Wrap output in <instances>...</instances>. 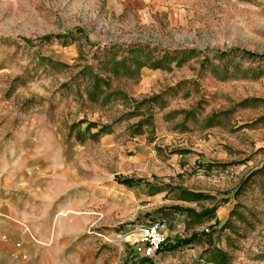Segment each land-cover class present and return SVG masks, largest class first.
I'll return each instance as SVG.
<instances>
[{"label":"rangeland","instance_id":"rangeland-1","mask_svg":"<svg viewBox=\"0 0 264 264\" xmlns=\"http://www.w3.org/2000/svg\"><path fill=\"white\" fill-rule=\"evenodd\" d=\"M6 146L111 264H264V0H0Z\"/></svg>","mask_w":264,"mask_h":264},{"label":"crops","instance_id":"crops-1","mask_svg":"<svg viewBox=\"0 0 264 264\" xmlns=\"http://www.w3.org/2000/svg\"><path fill=\"white\" fill-rule=\"evenodd\" d=\"M57 202L53 188L0 148V264H111L92 237H83L88 216L61 217Z\"/></svg>","mask_w":264,"mask_h":264},{"label":"built area","instance_id":"built-area-1","mask_svg":"<svg viewBox=\"0 0 264 264\" xmlns=\"http://www.w3.org/2000/svg\"><path fill=\"white\" fill-rule=\"evenodd\" d=\"M161 227L162 222L157 220L151 225L143 226L140 229V232L137 236V241L146 243L147 255L155 254L159 250L162 242L164 241V238L161 235Z\"/></svg>","mask_w":264,"mask_h":264},{"label":"trees","instance_id":"trees-1","mask_svg":"<svg viewBox=\"0 0 264 264\" xmlns=\"http://www.w3.org/2000/svg\"><path fill=\"white\" fill-rule=\"evenodd\" d=\"M249 54H250L251 56H256V54H253V53H249ZM156 66L159 67V62L156 63ZM104 129H105V127L101 128L96 134H99V133L105 131ZM123 183L126 184V185L131 186V185L134 184V180H132V179H125V180H123ZM183 195H184V196H182L181 199H189V198H187V196H185V195H188V196H195V197H197L199 194L184 191V192H183ZM172 209H174V210H176V211H184V212H188V213L191 214V215H197V216H200V215H198V214H195V212H194L192 209H190V208L181 207V206H172ZM195 237H196V236H193V237H191V238H183V239L178 240L176 243H172V244H169V243L166 244V243L164 242V243H162V244L160 245V249H161V250H162V249H168V250H170V249H176V248H178V247H180V246H182V245H184V244L191 243V242L195 239ZM215 251H217L218 253L220 252L219 250H215Z\"/></svg>","mask_w":264,"mask_h":264}]
</instances>
